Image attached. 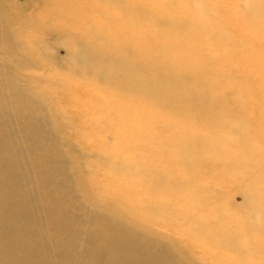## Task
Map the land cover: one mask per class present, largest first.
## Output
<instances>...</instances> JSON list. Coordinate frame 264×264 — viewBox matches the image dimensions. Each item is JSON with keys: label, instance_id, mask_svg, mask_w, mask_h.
Wrapping results in <instances>:
<instances>
[{"label": "bare ground", "instance_id": "bare-ground-1", "mask_svg": "<svg viewBox=\"0 0 264 264\" xmlns=\"http://www.w3.org/2000/svg\"><path fill=\"white\" fill-rule=\"evenodd\" d=\"M0 264H264V0H0Z\"/></svg>", "mask_w": 264, "mask_h": 264}, {"label": "rangeland", "instance_id": "rangeland-1", "mask_svg": "<svg viewBox=\"0 0 264 264\" xmlns=\"http://www.w3.org/2000/svg\"><path fill=\"white\" fill-rule=\"evenodd\" d=\"M34 9H35V5L31 6L30 9H28V11L30 12V11H32ZM58 53L61 55L62 51H58ZM233 199H234L235 204L239 208H241L242 205L244 204L243 201H242V197L239 194H237V193L233 195Z\"/></svg>", "mask_w": 264, "mask_h": 264}]
</instances>
